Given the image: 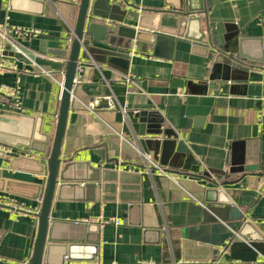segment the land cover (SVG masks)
<instances>
[{"label": "crops", "instance_id": "0c3cea01", "mask_svg": "<svg viewBox=\"0 0 264 264\" xmlns=\"http://www.w3.org/2000/svg\"><path fill=\"white\" fill-rule=\"evenodd\" d=\"M36 1L45 3L43 15L35 14L37 6L19 1L11 10V0H0V31H7L9 37L4 42L0 36V48L5 47L7 58L18 67L17 72L1 75L0 84L20 89L23 108L15 110L8 102L0 105V151L17 153L19 159L41 160L44 154L32 145L37 149L51 146L63 86L38 73V65L23 50L65 65L67 59L49 52L70 46L81 0ZM109 2L122 11L160 17L152 23L165 28L178 23L170 16L173 9L189 5V0ZM192 3L194 8L204 5L210 10L209 24L214 28L203 24V32L207 34L210 28L215 33L218 48L229 44L235 56L242 51L246 58L243 69L217 66L210 39L198 43L166 34L156 45L150 40L155 34L150 30L128 52V76L101 63L104 55L99 49L107 47L101 43L90 45L91 60L82 61L78 69L62 158L88 164L100 182L95 192L86 189L85 182L78 184L82 189L63 192L62 200L54 203L52 219L96 226L91 236L99 239V254L93 262L81 259L72 264L256 263L238 259L252 260L255 251L233 254L227 249L233 241L220 219L219 235L197 233L206 225L207 208L214 207L205 204L201 180L182 170L184 156L174 152L163 160L160 153L155 162L146 145L149 139L164 138L158 132L171 130L186 143L202 172L227 175L233 167L254 166L252 172L229 175L225 180L238 184L226 192L240 198V210L254 227V235L264 240V0ZM99 10L106 12L107 8L103 5ZM115 14L121 17L120 12ZM97 23L140 30L129 16L124 25L101 17ZM194 32L192 36H198ZM14 50L26 60L17 59ZM44 68L62 80L59 71ZM119 88L125 90L122 96L116 93ZM98 99H109L115 109L103 104L92 110ZM142 154L166 173L176 174L177 182L160 176L156 167L149 171ZM14 160L0 156V198H12L31 211L41 210V202L32 199L35 192L30 186L42 185L45 176L30 172L34 166L26 162L11 168ZM36 220L34 215L0 208V264H29ZM100 221L121 225H101ZM84 254L80 256L89 252ZM263 260L259 255L257 262Z\"/></svg>", "mask_w": 264, "mask_h": 264}, {"label": "water", "instance_id": "95a60500", "mask_svg": "<svg viewBox=\"0 0 264 264\" xmlns=\"http://www.w3.org/2000/svg\"><path fill=\"white\" fill-rule=\"evenodd\" d=\"M22 1L33 6H37V13L43 15L45 3L36 0H11L10 9L15 10V5ZM94 1V8L92 3ZM193 0H189L188 7L173 9L170 16H175L178 20L177 25L170 28H165L159 23H152L155 19L149 14L140 16L137 12L129 10H121L119 6L111 5L109 0H81L79 4V14L74 30V38L66 49L52 50L49 53L67 59L65 65L60 62H55L46 58L36 57L25 50L35 64L41 67L52 68L55 71H64L63 91L61 96L60 110L57 119L56 131L50 147L37 149L32 145V149L44 154L41 160H33L29 158L19 159L20 155L7 154L0 151V156L3 158H14L11 168L15 163L26 162L32 164L34 168L30 172L38 175H44L45 180L42 185H32L33 200L41 202L40 214L35 222L37 234L33 244V253L29 264H72L83 259L87 262L95 261L99 254V239L91 236L96 226L80 224L79 222H58L52 219V210L55 201H61L63 192L72 191L73 189H82L81 182L86 189L95 192L100 182L99 175L93 176L92 168L88 164H83L75 161H66L62 158L63 142L66 135L69 113L71 110L74 89L76 86V77L78 69L82 61H90V45L92 43H101L107 46L99 49L103 56L101 63L111 66L119 70L124 76L129 75L130 52L135 42L141 43L146 37L145 30L153 31L150 40L152 44L159 45L166 34L179 35L185 39L202 42L204 39H210V44L215 50V62L217 66H224L227 70L243 69V62H246L242 51L238 56H235V51L229 50L231 45L218 48L215 33L210 31L214 28V24H209V14L204 5L200 8L193 7ZM105 5L106 12H100V8ZM92 11V12H91ZM120 12L121 17L116 16V12ZM127 16L132 18V22L137 24L140 30H127L125 28H112L110 25L97 23L98 18L104 21L116 22L119 25H124ZM159 16V15H158ZM158 17L155 20H159ZM203 24L210 27L206 33L203 32ZM193 31L198 36H192ZM126 34H123V33ZM117 49V50H116ZM15 51V50H14ZM16 53V51H15ZM212 55V54H211ZM15 57L20 60L26 58L16 53ZM32 62H29L31 64ZM87 74L89 72H86ZM103 104L106 108L115 109V105L109 99H98L96 104L91 106V109L96 111L101 109ZM105 108V107H104ZM164 137L163 139H149L146 141L148 149L153 153L155 162H159L160 153L163 160H169L173 153L185 157V163L182 167L183 171L191 172L201 180V186L205 188V204H213L212 208H207L204 219L206 225L197 230L200 235L212 234L219 235V219L226 225L225 227L230 232V239L233 243L230 244V252L255 251L252 260L238 258L246 262H257V258L264 257V240L259 236L254 235V227L247 221L245 214L240 210L241 200L239 197L229 195L226 189L232 187L237 182H228L229 175L246 174L256 170L254 166H239L229 170V174H221L219 172H202L201 166L197 162L194 154L189 150L186 143L180 139L179 135L171 130H164L157 133ZM162 160V161H163ZM98 173V172H96ZM3 187V182L1 183ZM8 192H10L8 190ZM11 193V192H10ZM218 219V220H217ZM213 225V226H212ZM64 234V235H62ZM64 236V237H63ZM241 241L236 242L235 240ZM208 240V239H207ZM88 250V251H87ZM89 252L88 256L84 253ZM218 251H214L217 255Z\"/></svg>", "mask_w": 264, "mask_h": 264}, {"label": "built area", "instance_id": "2783aa9c", "mask_svg": "<svg viewBox=\"0 0 264 264\" xmlns=\"http://www.w3.org/2000/svg\"><path fill=\"white\" fill-rule=\"evenodd\" d=\"M26 34H29V33L26 32ZM0 36L2 37L4 42L9 41L7 31H0ZM37 69H38V73L52 78L53 80L59 82L61 84V86H63V77H64V71L63 70L59 71L60 76L62 77V80H58L57 77H55L53 73L46 70L44 67L38 66ZM17 71H18V67L13 62L9 61V59L7 58V56L5 54V47L2 46L0 48V76L6 72H17ZM77 82L78 81H77V77H76V83ZM4 102H8L10 104V106H12L15 110L21 111L23 108H22V104H21L20 89L18 87H12V86H8L5 84H0V105H2ZM142 156L146 162V167L149 171L151 170L152 166L156 167L159 171L160 176H167V177L173 179L175 182H177L176 178L174 177V175H176V174L166 173L162 168L157 166L149 156H146L144 154H142ZM0 208H5V209H8L12 212H16L18 214H21V215H34V216L38 217V215L40 214V209L37 211H31L29 209L24 208L16 200H14L12 198H0ZM112 223H115V225H117V226L121 225V222L100 221L101 225H108V224H112ZM99 264H102V262H99ZM140 264H155V263L154 262H145V263H140ZM180 264H188V262H181ZM238 264H247V263L239 262ZM253 264H264V260L253 263Z\"/></svg>", "mask_w": 264, "mask_h": 264}, {"label": "trees", "instance_id": "16d2710c", "mask_svg": "<svg viewBox=\"0 0 264 264\" xmlns=\"http://www.w3.org/2000/svg\"><path fill=\"white\" fill-rule=\"evenodd\" d=\"M116 93H117V95H123V94H125V90L124 89H122V88H119V89H117L116 90Z\"/></svg>", "mask_w": 264, "mask_h": 264}]
</instances>
